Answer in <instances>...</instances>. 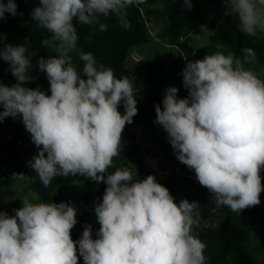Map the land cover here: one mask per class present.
<instances>
[{"label": "clouds", "instance_id": "1", "mask_svg": "<svg viewBox=\"0 0 264 264\" xmlns=\"http://www.w3.org/2000/svg\"><path fill=\"white\" fill-rule=\"evenodd\" d=\"M27 2V0H26ZM145 0H39L31 17L49 35L43 47L54 55L40 57L50 95L24 86L35 78L23 45L0 39V60L16 83L0 82V122L20 118L38 153L28 162L44 187L57 176L81 175L106 185L94 208L99 230L93 238L85 225L74 241L77 208L69 202H33L10 216L0 211V264H206V244L193 234L199 203L176 202L170 190L149 174L134 179L130 168L113 167L123 150L122 133L138 114L137 88L127 76L117 78L91 52L80 51L81 71L73 64L77 25L94 35L115 17L128 29L127 10ZM191 10V0H184ZM224 15L233 17L249 37L264 34V0H224ZM15 0H0V20L17 15ZM90 39L91 37H87ZM243 55L216 52L186 60L182 70L188 95L168 86L155 105V123L167 134L176 159L195 173L198 183L218 205L233 212L258 206L264 192V79L246 65L257 63L252 47ZM123 103L122 114L118 108Z\"/></svg>", "mask_w": 264, "mask_h": 264}, {"label": "trees", "instance_id": "2", "mask_svg": "<svg viewBox=\"0 0 264 264\" xmlns=\"http://www.w3.org/2000/svg\"><path fill=\"white\" fill-rule=\"evenodd\" d=\"M15 2L18 6L17 15L12 17L5 13L6 18L0 20V39L12 45H23L28 39V54L35 52L31 57L32 67L29 74L35 79L24 86L39 87L50 95L48 79L45 73L39 70L37 61L42 56L47 58L54 53L42 46V39L49 34L39 28L31 17L33 8L39 6V0ZM191 4L192 8L189 10L184 0H145L138 7H130L127 10L131 25L128 29L121 28L114 16L102 18L108 25L107 30L101 32L97 28L94 35L89 26L77 25V55L80 51L93 53L99 63L114 71L117 78L127 76L137 88L138 114L123 131L129 139L128 144L123 147L120 155L114 158L113 167L108 171L128 168L133 163L137 167L132 169L134 179L142 180L149 174L157 178V172L145 165L142 157L148 154L160 158V171L166 175L161 180L157 178V181L170 190L177 203L185 198L199 203V223L193 226V234L198 235L206 244V264H264V192L260 195L261 203L258 206L246 208L240 214L233 212L226 206L216 204L215 196L198 183L195 173L176 159L167 135L155 138L150 144L140 137L141 127L151 124L156 117L155 105L162 106L163 88L173 85L179 89L178 98L188 95L182 78L185 59H202L216 52L226 55L229 51L235 56H242L243 48L252 47L257 55V63L246 67H250L264 79V34L258 33L256 37H249L242 33L236 20L224 15V0H191ZM150 25L156 28L155 36ZM202 28L207 31L209 41L201 45L193 44L196 30ZM155 39H158L160 45L175 47L178 58L169 62L144 64L132 69L125 68L131 51L137 48L142 50ZM74 63L77 71H81L83 64L78 56ZM8 68V63L0 60V80L8 78L6 85L11 86L16 80ZM122 109L123 114V105ZM2 110L0 108V111ZM37 153L38 149L20 118L8 117L0 122V211H6L12 216L14 209L22 207L21 199L26 196L13 190L11 176L18 173L28 177L30 191L38 196L36 199L29 198L33 202L71 201L74 204L78 221L71 231L74 241L81 238L85 225L92 226L95 238L100 226L94 209L89 210L94 200L91 189L95 188L102 202L106 185L97 184L77 174L57 176L48 187H44L35 171L28 166V162ZM72 176L79 181L82 191L73 183ZM261 176L264 178V169ZM217 215L221 216L217 223L203 228L204 223L210 222ZM79 264H83L82 257Z\"/></svg>", "mask_w": 264, "mask_h": 264}, {"label": "rangeland", "instance_id": "3", "mask_svg": "<svg viewBox=\"0 0 264 264\" xmlns=\"http://www.w3.org/2000/svg\"><path fill=\"white\" fill-rule=\"evenodd\" d=\"M150 27L152 28V33L155 36L157 34L155 26L150 25ZM195 35H194L193 44L199 43V45H201L202 43H207L209 41L208 33L203 28L196 30ZM157 40L158 39H155L154 42H151L149 45H147V47L143 48L142 50L131 51L125 62V68L132 69L136 66H141L144 64H151V63H156V62H162V63L169 62L174 58H178L179 54L175 52L174 50L175 47L170 46L168 44H163V43H162L163 45H160ZM71 55L73 57V64L75 65L74 62L76 61L77 56H78L77 50L72 52ZM7 81H8V78L6 77L0 80V82H2L3 84H6ZM166 88L167 87L163 88V90L165 91ZM122 105L123 103H121V105L118 108V110L121 113L123 112ZM155 119L156 117L154 118L151 124L143 125L139 132L141 139L143 141H147L149 144L152 143L155 138L157 137L160 138L164 135H167L162 129V127L159 126L157 123H155ZM136 135H137V140L139 141L140 140L139 134L137 133ZM128 141L129 139L125 136L124 133H122L123 147L127 146ZM11 176L13 177V190L21 194H25L27 198H32V199L38 198V196L35 193L30 191L29 179L27 176H21L18 173H13ZM72 180H73V183L77 184L80 190L82 191V187L79 181H77L76 178L73 176H72ZM91 190L94 193V200L92 201V203H96L97 205L98 203L101 202V199L98 198L95 188H92ZM96 205L94 206V208L96 207ZM220 219H221V216L217 215L214 219H212V221L204 225L203 228L217 223Z\"/></svg>", "mask_w": 264, "mask_h": 264}, {"label": "built area", "instance_id": "4", "mask_svg": "<svg viewBox=\"0 0 264 264\" xmlns=\"http://www.w3.org/2000/svg\"><path fill=\"white\" fill-rule=\"evenodd\" d=\"M142 161L145 165H147L148 167L152 168L153 170H155L157 172V178L158 180H161L165 177V173L160 171V158L158 157H153L152 155H144L142 157ZM135 167V164L132 163V166L128 167L131 170ZM137 168V167H135Z\"/></svg>", "mask_w": 264, "mask_h": 264}, {"label": "water", "instance_id": "5", "mask_svg": "<svg viewBox=\"0 0 264 264\" xmlns=\"http://www.w3.org/2000/svg\"><path fill=\"white\" fill-rule=\"evenodd\" d=\"M137 50H139V48H137ZM211 204H213V202L211 203ZM96 205V203H92L91 205H90V207H89V210L90 211H92V209L94 208V206ZM212 221V220H211ZM208 223V222H207ZM207 223H204V225H206ZM203 225V226H204Z\"/></svg>", "mask_w": 264, "mask_h": 264}]
</instances>
